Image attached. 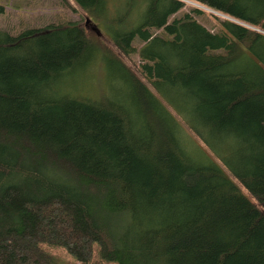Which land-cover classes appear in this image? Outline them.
Segmentation results:
<instances>
[{"label":"trees","instance_id":"trees-1","mask_svg":"<svg viewBox=\"0 0 264 264\" xmlns=\"http://www.w3.org/2000/svg\"><path fill=\"white\" fill-rule=\"evenodd\" d=\"M189 1L234 21L72 0L133 70L77 22L0 31V264H58L43 245L79 264H264V0ZM95 60L101 93H75Z\"/></svg>","mask_w":264,"mask_h":264},{"label":"rangeland","instance_id":"rangeland-1","mask_svg":"<svg viewBox=\"0 0 264 264\" xmlns=\"http://www.w3.org/2000/svg\"><path fill=\"white\" fill-rule=\"evenodd\" d=\"M121 1L122 0H107V4L108 7L111 8L113 5H116V2L118 5V2ZM183 3L184 6L171 17H179L183 12L189 11L190 8L197 7L202 11V13L195 16V18L208 29L215 30L217 27V22L212 19L209 14H213L218 18L234 21L228 16L226 17V15L222 16L211 12L210 10L201 8V5L189 0H183ZM136 14L137 12H135V10L131 11V13L127 16V20H130L131 22L136 21ZM64 21H73L77 22L79 25H83L89 40H92L105 50H110L114 54L116 53L120 57L121 61L131 70L139 65L140 61L136 53L123 56L116 52L115 48L111 44L109 33L107 32V30H110V23H104L100 17L82 11L72 2V0H0V31L15 34L24 28L42 27L50 23H59ZM157 32L158 31H156V33ZM133 44L136 48L139 46L138 41H134ZM101 68L102 67H100L99 63L95 60L88 66L84 74L74 75L70 81L74 84V92L92 98L98 97L102 91V86L105 85L104 81L106 79V73L104 69ZM183 134L186 136L189 143L200 149V143L197 142L187 131L184 130ZM240 190L247 198L254 202L253 198L244 190V188H240ZM42 247L46 250V252L55 258L58 264H79L61 247L48 245H43ZM93 248L94 250L96 249L95 243L93 244ZM88 263L113 264L100 261L97 262L94 257H91Z\"/></svg>","mask_w":264,"mask_h":264},{"label":"water","instance_id":"water-1","mask_svg":"<svg viewBox=\"0 0 264 264\" xmlns=\"http://www.w3.org/2000/svg\"><path fill=\"white\" fill-rule=\"evenodd\" d=\"M197 5V4H196ZM211 12H214V13H216V14H219V15H222V16H225V15H223V14H221V13H218V12H215V11H213V10H210ZM227 17V16H226Z\"/></svg>","mask_w":264,"mask_h":264},{"label":"bare ground","instance_id":"bare-ground-1","mask_svg":"<svg viewBox=\"0 0 264 264\" xmlns=\"http://www.w3.org/2000/svg\"><path fill=\"white\" fill-rule=\"evenodd\" d=\"M201 8H204V9H206V10H211V9H209V8H206V7H204V6H200Z\"/></svg>","mask_w":264,"mask_h":264}]
</instances>
